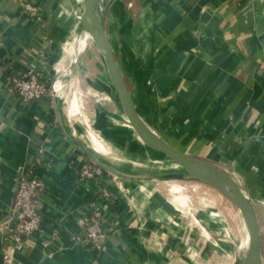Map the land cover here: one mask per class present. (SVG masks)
Segmentation results:
<instances>
[{
	"label": "crops",
	"instance_id": "obj_1",
	"mask_svg": "<svg viewBox=\"0 0 264 264\" xmlns=\"http://www.w3.org/2000/svg\"><path fill=\"white\" fill-rule=\"evenodd\" d=\"M85 1L65 8L66 0H0V264H199L197 254L200 264H213L215 255L234 254L232 241L249 251L244 221V235L236 237L225 216L176 195L172 180L137 175L111 174L103 183L111 192L103 208L104 248L76 241L77 215L90 210L103 186L76 174L91 159L72 140L89 133L55 90L26 106L10 93V83L31 66L51 82L55 62L72 41L83 90L110 102L96 104L105 118L96 128L125 120L102 51L92 38L80 50L83 29L75 13L82 9L83 15ZM101 2L136 111L158 137L238 183L254 206L264 247V1ZM26 3L38 5L45 18H31ZM37 160L46 183L42 231L6 261L18 180Z\"/></svg>",
	"mask_w": 264,
	"mask_h": 264
},
{
	"label": "rangeland",
	"instance_id": "obj_2",
	"mask_svg": "<svg viewBox=\"0 0 264 264\" xmlns=\"http://www.w3.org/2000/svg\"><path fill=\"white\" fill-rule=\"evenodd\" d=\"M79 1L80 0H66V4L64 7H67V3H72V5L73 3H75V5L73 6H77L79 4ZM65 12L70 13L69 10L66 9ZM75 14L76 19L78 20V22H80L82 18V9L81 11L76 12ZM83 34H85V36L91 37V35L85 31ZM73 45L74 44L72 41L71 43L66 44L64 52L61 55L60 61L55 62L53 69L54 74L51 84L52 89L55 90L54 85H56V83L61 80V91L56 93H58L63 99V101L66 102V105L68 104L67 106H70V103L73 102L75 116L74 118L79 121L80 125H82V130L85 129L89 133V137H85L83 139V142L89 148L93 149L89 138L97 139L99 142H101V145L104 146L107 151H111V153L107 157L104 155L101 156L97 153V155H99L98 157L100 158V160L105 162L106 164L116 167L117 169L125 173L128 172L132 175H137L141 177L146 176L148 178L158 177L159 175H164L166 173H183L186 177L185 180H172V182H170L172 183V187H174L175 183L178 184L175 189L176 191H179V193H176V195H188L192 198V200L199 201L202 207L205 206L207 208L206 205L212 207V210H214L213 213H218L221 217L225 216L229 220L230 229L232 233L236 235V237H238L240 234L244 235V233L242 232V227H244L243 220L241 215L238 214V209L235 208V206H232V204L220 193H218L217 190L195 180H191L189 178V174H186L179 164L178 168L175 169H162L163 167L167 166V164L172 165L171 161H175L161 153L155 152L147 148L132 129L125 114V120L123 119L124 121H120V119L114 118V120L111 121L112 123L109 122L106 125V129L101 130L99 128H96V120L105 119L104 117L101 118L98 116V111H100V109L102 108L96 109V104L105 101L102 102V104L105 105L110 102L106 101L108 100V97L106 95L96 93L90 90H83L82 64L81 66H76V64L78 63H76L77 61L74 60V58L76 57L73 56ZM80 50H82V48H80ZM96 110H98L97 114ZM126 160L134 161V163H136L135 166H137L138 168L132 169V171L126 170L121 166L122 164L126 163ZM169 189H172L171 186L167 187L165 190ZM233 239H235V237H233ZM232 244L234 245V254H232L230 257H227L226 255H215L213 264H235L234 257H236V260L240 264L246 263L249 251L246 250L244 245L241 247L242 249L238 250L239 246L237 242L235 243V241H232ZM262 254L264 261L263 246ZM195 258V260H197V262L200 264V256L197 254Z\"/></svg>",
	"mask_w": 264,
	"mask_h": 264
},
{
	"label": "water",
	"instance_id": "obj_3",
	"mask_svg": "<svg viewBox=\"0 0 264 264\" xmlns=\"http://www.w3.org/2000/svg\"><path fill=\"white\" fill-rule=\"evenodd\" d=\"M106 8L101 0H86L81 18V28L91 35L95 44L103 53L112 85L118 95L124 114L132 129L149 149L161 153L181 166L191 180H195L217 190L233 206H235L245 222L249 236V254L245 264H264L262 254V238L254 206L242 192L238 183L228 174L213 165L178 151L169 143L158 137L142 120L133 104L125 79L118 66L105 27ZM82 152L103 171L120 178H132L116 167L101 161L94 149L89 148L83 141L72 140ZM132 176V177H131ZM156 180H185L182 173H166L153 177ZM236 264H240L236 262Z\"/></svg>",
	"mask_w": 264,
	"mask_h": 264
},
{
	"label": "built area",
	"instance_id": "obj_4",
	"mask_svg": "<svg viewBox=\"0 0 264 264\" xmlns=\"http://www.w3.org/2000/svg\"><path fill=\"white\" fill-rule=\"evenodd\" d=\"M24 9L33 19L42 21L45 18L38 5L26 3ZM51 90L52 84L46 78L45 71L37 66L27 67L15 74L10 83V93L26 106L44 99ZM40 164L41 161L38 160L28 164L19 177L15 192L14 215L5 236L4 259L6 261L11 258V250L22 249L29 238L42 231L41 198L45 193L46 183L38 171ZM76 174L80 181L97 178L102 181V184H107L111 178V174L103 171L92 161H86ZM110 197L111 192L108 186L103 184L100 189H96L95 201L90 210L78 213L75 229V239L78 243L91 244L96 250L104 248L103 208Z\"/></svg>",
	"mask_w": 264,
	"mask_h": 264
},
{
	"label": "bare ground",
	"instance_id": "obj_5",
	"mask_svg": "<svg viewBox=\"0 0 264 264\" xmlns=\"http://www.w3.org/2000/svg\"><path fill=\"white\" fill-rule=\"evenodd\" d=\"M74 32V31H73ZM72 32V33H73ZM71 33V34H72ZM84 31L81 32V35L79 36V44H80V48H84L87 44L88 41L91 40V37L90 36H85V34H83ZM85 36V37H84ZM67 58V57H65ZM64 60V59H63ZM62 63V62H61ZM65 63V62H64ZM66 64V63H65ZM64 64V65H65ZM57 68V67H56ZM67 68V67H66ZM57 70V69H56ZM74 70V69H73ZM72 70V71H73ZM67 71V70H66ZM76 73V72H75ZM62 76V75H61ZM65 76V75H64ZM57 81V80H56ZM61 80L59 82L56 83L55 85V91L56 92H60L61 91ZM71 83V82H70ZM70 86V85H69ZM59 87V88H58ZM67 88V87H66ZM67 91V90H66ZM71 92V91H70ZM71 95V94H70ZM69 98V97H68ZM71 100V99H70ZM68 105V104H67ZM67 107V106H66ZM69 114H71L73 117L74 116V105H73V102L70 103V106H69ZM64 108V107H63ZM65 110V108H64ZM67 112V110H66ZM67 114V113H66ZM68 115V114H67ZM73 119V118H72ZM73 122V121H72ZM77 137V136H76ZM84 138V137H83ZM89 141L92 145V148L101 156H108L111 151H107L106 148L104 146L101 145V142H99L97 139H94V138H89ZM136 163H134V161L132 160H126V163L122 164L121 166L125 169H135V168H138L137 166H135ZM171 164L172 165H168L163 167L162 169H165V168H172V169H175L177 167V165L175 164V162L171 161ZM158 168V167H157ZM178 168V167H177ZM228 172V171H227ZM227 174V173H226ZM152 181V180H151ZM160 183V182H159ZM164 183V182H163ZM180 185V184H179ZM158 186V185H157ZM181 186V185H180ZM168 187V186H167ZM197 188V187H196ZM158 190V189H157ZM154 192V191H153ZM219 193V192H218ZM223 198V197H222ZM221 198V199H222ZM233 209V208H232ZM235 212V211H234ZM244 221V220H243ZM202 238V237H201ZM245 241V240H244ZM244 248V247H243ZM233 264V263H232Z\"/></svg>",
	"mask_w": 264,
	"mask_h": 264
}]
</instances>
